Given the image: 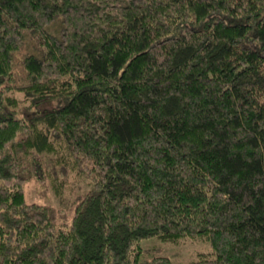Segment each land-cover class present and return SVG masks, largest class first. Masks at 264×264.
<instances>
[{
  "label": "trees",
  "instance_id": "1",
  "mask_svg": "<svg viewBox=\"0 0 264 264\" xmlns=\"http://www.w3.org/2000/svg\"><path fill=\"white\" fill-rule=\"evenodd\" d=\"M0 264H264V0H0Z\"/></svg>",
  "mask_w": 264,
  "mask_h": 264
},
{
  "label": "rangeland",
  "instance_id": "2",
  "mask_svg": "<svg viewBox=\"0 0 264 264\" xmlns=\"http://www.w3.org/2000/svg\"><path fill=\"white\" fill-rule=\"evenodd\" d=\"M78 186L74 190V193L77 194ZM25 191L30 201H40V202H48V196L53 200L51 196L52 190L46 183H41L35 179L29 181L25 185ZM81 193L86 192L85 187H81ZM57 204V200H55ZM72 213H69L71 217ZM65 215L61 214L60 218H63ZM142 253H141V261L151 260L154 256H167L174 262H190L195 260L198 257L200 252H209L211 251V247L207 242L202 240L186 238L179 243H174L171 241H165L158 237H149L141 240Z\"/></svg>",
  "mask_w": 264,
  "mask_h": 264
}]
</instances>
